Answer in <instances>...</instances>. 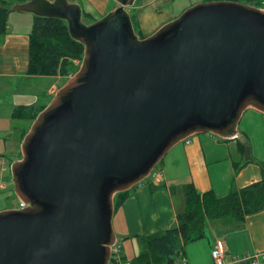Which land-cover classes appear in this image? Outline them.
I'll return each mask as SVG.
<instances>
[{"label":"water","instance_id":"1","mask_svg":"<svg viewBox=\"0 0 264 264\" xmlns=\"http://www.w3.org/2000/svg\"><path fill=\"white\" fill-rule=\"evenodd\" d=\"M117 6L90 24L69 0L10 11L64 21L79 70L37 115L11 165L21 207L0 211V264H108L117 242L113 198L148 177L195 134L238 139L242 114H264V10L191 6L148 37Z\"/></svg>","mask_w":264,"mask_h":264},{"label":"crops","instance_id":"2","mask_svg":"<svg viewBox=\"0 0 264 264\" xmlns=\"http://www.w3.org/2000/svg\"><path fill=\"white\" fill-rule=\"evenodd\" d=\"M76 2L79 4V0ZM191 2L178 0L174 7L170 0H136L129 14L135 16L145 38L177 18V12L191 7ZM79 5L95 20L117 6L114 0H81ZM32 21L30 14L11 11L7 33L0 35V157L10 156L15 161L21 156V150L17 156L7 152L6 142L10 139L21 145L22 134L28 132L32 122L13 119V110L18 106L39 108L46 105L57 92L61 79L27 74ZM237 134L247 138L238 128ZM246 140L250 144L249 139ZM228 141L219 142L206 134L190 136L168 151L167 159L156 174L151 173L149 180L129 190L112 220L116 240L121 238L125 243L121 251L123 257L131 260L139 253L135 236L151 235L174 225L176 215L185 209L183 185L192 183L200 193L212 190L218 196H225L261 179L262 158L251 157L234 175V164L242 163L243 158L237 145L233 147ZM260 153L264 154V150ZM5 170L2 166L0 173ZM8 183L10 179L0 174V211L18 206L12 200L13 189ZM205 230L204 238L187 244L175 264H214L211 251L217 241H222L225 248L222 264H245L235 259L264 253V210L248 215L242 222L210 221Z\"/></svg>","mask_w":264,"mask_h":264},{"label":"trees","instance_id":"3","mask_svg":"<svg viewBox=\"0 0 264 264\" xmlns=\"http://www.w3.org/2000/svg\"><path fill=\"white\" fill-rule=\"evenodd\" d=\"M28 0H0V35L7 33V18L10 8L17 3ZM70 2L76 3V1ZM227 1L263 8L264 0H202L204 2ZM135 34L143 39L138 29L135 16L130 14ZM93 22L95 19L83 12L82 21ZM83 46L72 40L64 21L54 18L33 16L29 33V57L27 74L31 76L65 77L74 69V62H80L83 57ZM46 106L34 108L31 106L16 107L11 117L16 120L33 122ZM27 131L23 132L22 138ZM245 139H247L244 136ZM239 152L244 154V146L237 140ZM161 162V161H160ZM248 162L234 164V175ZM185 209L176 215L172 227L151 235L135 236L139 253L127 260L129 264H175L180 258L185 246L200 240L205 236L206 224L210 221L230 219L242 222L248 215L264 210V170L261 169V179L244 188L232 190L225 196H218L212 190L200 193L192 183L183 185ZM129 191L114 196V211L128 197Z\"/></svg>","mask_w":264,"mask_h":264},{"label":"rangeland","instance_id":"4","mask_svg":"<svg viewBox=\"0 0 264 264\" xmlns=\"http://www.w3.org/2000/svg\"><path fill=\"white\" fill-rule=\"evenodd\" d=\"M73 1V0H71ZM77 1V0H74ZM115 1V0H114ZM193 2H191V4L189 5H196V4H200L202 3V0H192ZM170 2H174L173 6L176 7L177 6V2L178 0H170ZM79 4H81V0H79ZM192 5V6H193ZM188 7V6H187ZM190 8V6L188 7ZM186 8V9H188ZM183 9V8H182ZM261 10H264L263 8H260ZM185 11V9L183 10ZM182 11V12H183ZM182 12H177L178 16L182 13ZM177 16V17H178ZM85 24H90L89 21L84 20L83 21ZM80 68V63L78 62H74V69L72 70V72H70L68 75H66L65 77H61L60 79V83L57 86L58 90L68 81L70 80L67 76L71 75L72 78L73 76L76 74V72L79 70ZM71 78V79H72ZM57 90V91H58ZM56 93V92H55ZM55 95V94H54ZM54 97V96H53ZM52 100V99H51ZM50 100V101H51ZM49 103H46V105H48ZM45 105V106H46ZM31 127V126H30ZM238 131L239 132H244L247 135V139H249L250 141V148H251V157L252 158H262L264 159V154H261L260 152L264 150V114L254 110V109H247L241 116L239 124H238ZM208 135L212 138H215L216 140H218L219 142H225L228 141V139H222L219 136L210 134V133H204V134H195V135ZM192 135V136H195ZM190 138V137H189ZM185 141V140H184ZM237 141H228L227 143H230V145H232L233 147H235ZM22 144V143H21ZM5 149L7 150V152H13L15 153V155L17 156V154L20 152L21 150V145L19 144H14L10 141V139L6 142V146ZM206 154V153H205ZM241 158L244 157V155H242L239 152ZM14 158L7 156V157H0V168L2 166H5L6 170L0 174L8 177L10 179V183H8L10 185V188L13 189V197L12 200L14 201V203H16L15 205L17 207H21V203L19 202L18 198L16 197L15 193H14V185L12 182V175H11V165L13 164L12 161ZM21 159V156H19V159ZM167 159V157L165 156L161 162H159L156 167L151 171L153 174H156L163 166V162H165V160ZM237 159V158H235ZM151 176L146 177L141 183L146 182L147 180L150 179ZM18 200V201H17ZM206 231V230H205ZM117 245H119V247H121V251H123V247H124V242L122 241L121 238H117Z\"/></svg>","mask_w":264,"mask_h":264},{"label":"built area","instance_id":"5","mask_svg":"<svg viewBox=\"0 0 264 264\" xmlns=\"http://www.w3.org/2000/svg\"><path fill=\"white\" fill-rule=\"evenodd\" d=\"M77 62V61H76ZM80 63V62H79ZM69 79L71 75L67 76ZM225 255V248L222 241H217L211 251L212 259L214 264H222V259ZM123 255L121 253V247L115 243L111 247V253L109 257L108 264H129V261L123 260ZM237 262L245 264H264V253L257 254L255 256H244L240 259H235Z\"/></svg>","mask_w":264,"mask_h":264},{"label":"bare ground","instance_id":"6","mask_svg":"<svg viewBox=\"0 0 264 264\" xmlns=\"http://www.w3.org/2000/svg\"><path fill=\"white\" fill-rule=\"evenodd\" d=\"M255 183V182H254ZM194 186V185H193ZM114 201V200H113Z\"/></svg>","mask_w":264,"mask_h":264}]
</instances>
